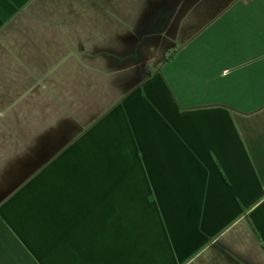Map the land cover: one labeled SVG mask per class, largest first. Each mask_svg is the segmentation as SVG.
Segmentation results:
<instances>
[{
	"label": "crops",
	"instance_id": "0c3cea01",
	"mask_svg": "<svg viewBox=\"0 0 264 264\" xmlns=\"http://www.w3.org/2000/svg\"><path fill=\"white\" fill-rule=\"evenodd\" d=\"M259 20L0 0V264H264V58L219 37Z\"/></svg>",
	"mask_w": 264,
	"mask_h": 264
},
{
	"label": "rangeland",
	"instance_id": "374dc122",
	"mask_svg": "<svg viewBox=\"0 0 264 264\" xmlns=\"http://www.w3.org/2000/svg\"><path fill=\"white\" fill-rule=\"evenodd\" d=\"M198 1H200V0H198ZM205 2L197 3L196 1H194L193 6L190 8H185L184 12L187 13V15H189V17L197 19V16H201L200 10L202 9L201 7H198V6H201V5L205 6L206 5ZM194 4L197 6H194ZM243 10H244V15H243ZM229 11H230V13H228V15H230V17H236V16L238 17V14L240 15L239 19H238V29L242 28V25L240 24L239 20H241V21L245 20L246 8L243 7L242 12H240L238 10V7L230 8ZM167 12L169 14L164 15L161 12L160 13L161 15H158V16L160 18L166 19L170 15V11L167 10ZM158 16H157L156 22H158L160 20ZM253 21H255V20H253ZM258 26L261 27L260 31H258V29H257ZM252 27H254L255 30L257 29L258 32L252 31V33L250 35L244 36L243 38H239V37L234 38L233 34H231V32H230V30L234 31V29H228V31L224 30L222 32V34L219 36L222 39V43L224 44L223 47H224V51H225V54L222 56V59H223L224 64H226L229 69L237 67L240 64H245L246 62L256 60L258 58H262V59L264 58V54L263 55H260V54L257 55L255 53L257 51H264V23L261 20H259V21H257V23L254 22ZM153 28L158 29L160 27L154 26ZM220 32H221V30H220ZM227 32H228V34H226V35L223 34V33H227ZM245 32H247V31L242 32L243 35L248 34ZM236 34H238V33H236ZM228 74H230V71H227L224 73L219 72V75L217 78H219V77L224 78L225 76L227 77Z\"/></svg>",
	"mask_w": 264,
	"mask_h": 264
}]
</instances>
